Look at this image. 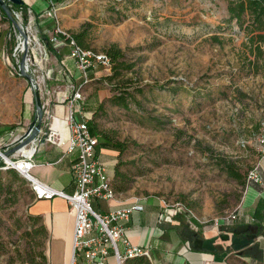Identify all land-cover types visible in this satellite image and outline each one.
Listing matches in <instances>:
<instances>
[{"label": "rangeland", "instance_id": "1", "mask_svg": "<svg viewBox=\"0 0 264 264\" xmlns=\"http://www.w3.org/2000/svg\"><path fill=\"white\" fill-rule=\"evenodd\" d=\"M49 1L42 18L50 22L46 36L58 29L76 33L90 23L91 50L105 53L117 44L134 65L112 84L104 79L113 74L111 68L102 80L84 88L86 98L93 90L102 94L104 109L96 117L99 130L127 144L121 166L127 190L122 194L158 198L166 209L180 208L184 218L197 219L202 227L212 228L216 220L236 211L248 182L244 187L229 175V168L247 179L262 155L264 56L257 60L245 32L224 23L226 2ZM12 16L18 27L12 25L3 36L8 56H0V125L16 126L11 134L16 137L37 112L32 84L16 71L25 53L21 31L30 44L25 68L43 107L47 82L59 62L46 47L34 15L29 13L25 24L23 13L12 7ZM115 94L130 98L128 109L110 102ZM22 179L14 184L13 194L2 197L0 264H31L40 252L48 261L47 239L39 235L30 241L25 234L33 230L28 216L34 199L29 182Z\"/></svg>", "mask_w": 264, "mask_h": 264}, {"label": "crops", "instance_id": "2", "mask_svg": "<svg viewBox=\"0 0 264 264\" xmlns=\"http://www.w3.org/2000/svg\"><path fill=\"white\" fill-rule=\"evenodd\" d=\"M23 1L28 6V18L29 13L34 15L36 26L45 34L43 35L44 38L47 35L46 25L50 22L49 20H42V18L50 7V1ZM1 18L0 14V56L5 60L8 55L6 46L2 44V39L13 24L1 23ZM52 27L49 26L48 28ZM9 37H11V34ZM52 37H56V30L48 38L51 40ZM59 44L58 46L52 44L55 53L49 51L58 60L59 69L53 72L47 82V101L44 104L46 119L43 121L39 143L34 145L31 150L34 153L33 161L35 165L32 174L42 183L67 194H74L76 183L73 170L78 160V152L68 153L69 129L66 120L71 109L69 100L76 91H82L84 101L80 105H83L84 116L90 124L93 119V111L103 101V97L100 91L93 90L86 98L84 88L88 83L102 80L101 75L106 70L101 67L91 70L88 73L89 82L85 84L81 72L77 69L75 60L70 56L71 47L63 41ZM10 73L12 76L15 75L13 72ZM96 94L97 99L95 100ZM92 98L94 101L90 103ZM78 105L77 108H79ZM5 126L10 125H0L1 128ZM30 126H26L22 131L20 130L19 135L16 136L17 138L11 135L17 127L13 131H2L0 133V148L5 150L9 144L16 142L28 131ZM97 154L106 169L108 177L112 180L117 163V153L113 150L97 147ZM16 156L18 157L20 154ZM256 165L259 166L262 182L247 186L239 206L240 218L236 222L223 227L222 232L209 227H202L203 223L197 219L193 221L190 218H184L180 208L166 209L162 201L153 197L142 199L116 193L115 198L110 200L95 199L93 208L99 213L108 214L112 210L132 205L142 206L143 210L133 212L130 219L122 224V228L130 244L133 247L144 249L148 253L147 258L152 264H264L263 154L257 160ZM98 183L99 180L97 179L95 184ZM29 214L39 217L48 231L47 264H71L76 213L69 203L59 197L53 200H37L34 198L29 206ZM245 225H251L258 229V239L254 245L245 249L242 254L232 249L230 243L221 241L216 243L217 252L215 253L196 250L194 247L198 238H213L221 233H229L232 228ZM96 235L97 232L94 231L91 237ZM124 251L125 249L122 246L121 252L124 253Z\"/></svg>", "mask_w": 264, "mask_h": 264}, {"label": "built area", "instance_id": "3", "mask_svg": "<svg viewBox=\"0 0 264 264\" xmlns=\"http://www.w3.org/2000/svg\"><path fill=\"white\" fill-rule=\"evenodd\" d=\"M48 15H53L50 9ZM59 33H67L56 30V37L51 39L52 44H59L61 39ZM69 37V36H68ZM31 43V42H30ZM71 58L75 60L77 69L81 72L85 84L89 82L88 73L96 68L111 70L112 60L106 53H97L93 50H85L78 46L75 41L70 40ZM18 50V49H17ZM16 50V52H17ZM84 96L81 90L74 93L70 102V113L66 120L69 129L68 153L78 152V160L74 166V177L76 190L74 194H67L52 186L42 183L32 174L34 168L33 149L28 148L11 158L5 157L4 153L11 150L15 144L12 142L6 149L0 148V158L5 165L4 169H13L25 178L37 200H53L62 198L66 200L76 213L75 231L73 240V257L71 264H126L127 260L146 256L148 253L139 247H133L125 237L122 224L130 219L135 211H142L140 205H132L126 208L112 210L108 214H102L94 210L93 201L110 200L115 198L116 193L111 186L104 165L100 162L97 147L98 139L93 137L89 129V121L84 116ZM79 104V105H78ZM77 105L79 108H77ZM80 115L81 117H79ZM262 143V154L264 155V139ZM99 183L96 185V180ZM248 185L260 184L262 177L259 166H254L247 176ZM240 218L239 207L233 213L216 220L211 229L219 231ZM96 236H92L93 232ZM124 247V253L121 247Z\"/></svg>", "mask_w": 264, "mask_h": 264}, {"label": "trees", "instance_id": "4", "mask_svg": "<svg viewBox=\"0 0 264 264\" xmlns=\"http://www.w3.org/2000/svg\"><path fill=\"white\" fill-rule=\"evenodd\" d=\"M227 4V20L224 22L228 27H232L233 24L240 29V31L245 32L249 47L252 55L256 57L258 60L264 56V0H223ZM13 9L16 11H20L23 13L25 17V24H28V6L26 4L22 6H18L12 4ZM1 14V23L13 24L8 14L0 8ZM92 24L86 23L82 26L81 30L76 33L64 35L63 33H59L58 37L64 41L69 42L73 40L76 42L78 46L85 50H91V45L89 43L90 30L92 29ZM44 42L49 51L55 53V49L51 44V40L44 36ZM217 39V38H214ZM105 53L112 60V71L113 74L108 75L104 79L112 84L115 80H119L124 77L126 72L131 71L134 68L133 64H129L125 60L124 51L117 45L112 44L109 48L105 50ZM253 65L255 66L256 63ZM256 70L260 68L256 65ZM121 90V89H120ZM119 91V90H117ZM97 99V94L95 95V100ZM110 102L120 108L128 109L130 105V98L125 97L122 94H115L111 97ZM90 100V103H93ZM88 104V102H87ZM87 108V107H86ZM89 110V108H87ZM104 109V102L102 101L97 105V108L93 111V119L89 124V129L93 137L98 139V147L102 149L113 150L117 153V163L115 166L114 177L111 180V186L114 189L115 193H123L127 190L126 183L127 177L121 171L122 157L126 151L127 144L125 142H120L114 138H112L109 134L104 133L99 130L96 124V117L99 112H102ZM0 133L2 131H13L16 129V126H5L4 128L0 127ZM5 165L0 163V206L2 202V197L5 193L8 195L13 194V186L18 182L24 181L21 175L13 169H4ZM4 175L8 178L5 181ZM229 175L241 183L244 187L246 186V178L243 176L238 170L234 168H229ZM31 190V188H30ZM32 193V199H34V194ZM29 221L33 227L32 231L26 232V237L30 241H34L37 236L42 235L44 239L48 237V231L46 227L41 223V219L39 217H35L29 215ZM37 225H39L37 227ZM253 249V248H252ZM39 258L41 262H38L36 258ZM31 264H47V257L44 252H40L37 256L31 259ZM126 264H152L151 261L146 257H137L134 259L127 260Z\"/></svg>", "mask_w": 264, "mask_h": 264}, {"label": "water", "instance_id": "5", "mask_svg": "<svg viewBox=\"0 0 264 264\" xmlns=\"http://www.w3.org/2000/svg\"><path fill=\"white\" fill-rule=\"evenodd\" d=\"M12 4L22 6L25 4L23 0H0V8H2L10 17L14 27H18L17 21L12 16ZM21 34L24 38L23 42V51L24 58L22 64L19 66L18 72L21 75L25 76L27 80L32 84L33 89L35 90V97H36V107L37 112L35 115V119L31 126L29 127L28 131L18 139L13 148L8 152H5L4 155L7 158H11L14 155L27 150L30 147H34L39 143L40 134L42 132V125L44 120V107L40 98V92L36 89L35 81L30 74L26 71V57L29 51V36L26 32L21 31ZM0 163H2V159L0 158ZM223 229L220 231L222 232ZM258 239V229L252 227L251 225L245 226H238L236 228H232L229 233L226 234H219L213 238L209 239H197L195 241V249L200 251H207V252H217L216 243L221 241L223 243H230L231 248L234 249L239 254H242L245 249L254 245L256 240Z\"/></svg>", "mask_w": 264, "mask_h": 264}, {"label": "bare ground", "instance_id": "6", "mask_svg": "<svg viewBox=\"0 0 264 264\" xmlns=\"http://www.w3.org/2000/svg\"><path fill=\"white\" fill-rule=\"evenodd\" d=\"M23 44V43H22Z\"/></svg>", "mask_w": 264, "mask_h": 264}]
</instances>
